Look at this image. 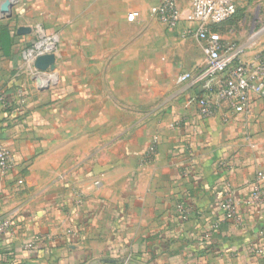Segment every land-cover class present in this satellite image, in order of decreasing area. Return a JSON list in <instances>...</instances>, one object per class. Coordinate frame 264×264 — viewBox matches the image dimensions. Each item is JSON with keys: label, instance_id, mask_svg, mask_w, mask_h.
I'll return each instance as SVG.
<instances>
[{"label": "crops", "instance_id": "obj_1", "mask_svg": "<svg viewBox=\"0 0 264 264\" xmlns=\"http://www.w3.org/2000/svg\"><path fill=\"white\" fill-rule=\"evenodd\" d=\"M127 1L86 0V17L103 29L116 9L120 28H130L158 2L135 0L126 7ZM258 8L264 17V0H238L235 14L213 26L225 43L244 46V60L264 52V23L253 24ZM130 11L139 12L137 20H127ZM31 31L14 41H28ZM85 31L84 44L72 35L71 53L59 52L55 77H33L22 62L0 57V93L14 102L21 95L18 111L0 121V143L16 159L13 174L0 179V221L13 223L0 233V264H123L130 255L131 264H264V255L252 250L264 243V208L243 206L239 225L223 222L210 230L224 183L241 199L264 169V99L248 116L225 101L213 116L200 118L196 99L206 94L178 81L197 65L180 70L178 88L149 110L153 123L115 122L110 116L125 110L112 84L125 76L107 75L108 45L96 30L92 41ZM188 39L195 38L182 40ZM198 43L200 57L191 53L201 65ZM181 202L191 205L187 220L178 216Z\"/></svg>", "mask_w": 264, "mask_h": 264}, {"label": "rangeland", "instance_id": "obj_2", "mask_svg": "<svg viewBox=\"0 0 264 264\" xmlns=\"http://www.w3.org/2000/svg\"><path fill=\"white\" fill-rule=\"evenodd\" d=\"M6 1L12 3L8 13L0 17V41L8 42L9 34L12 33L13 42L5 47V53L9 52V54H1L0 57L6 58V61H16L15 63L18 64L22 62L25 71L27 69L23 63L22 53L38 40L41 33L46 36H57V50L62 54L71 53L69 44L72 35L73 38L76 37L75 40L82 39L83 44L86 39L85 30L90 41L94 40L95 30L98 33L95 35L97 39L103 37V42L108 45L106 60L110 68L107 75L114 78L125 76L124 82L112 84L113 94L118 98L116 101L125 110L124 114L110 116V119L114 117L112 119L114 121L117 117H120L118 122L123 123H133L140 118H148L147 121L153 123L154 116L149 115V110L158 107L178 88L176 77L179 71L200 66V59L197 60L191 53H197L200 57L197 40H182L176 30L165 28L152 17L151 13L145 19L131 22L132 27L122 29L121 20L115 17L119 12L111 9L110 15L113 17L104 20L107 24H103V29H97L95 21L99 20L86 17V0H0V5ZM133 1L135 0H128L126 7L133 5ZM157 1L159 0L155 2ZM181 1L184 4L182 9L187 10L190 0ZM261 12V8H258L253 15V24L256 27L264 23ZM24 22L30 23L32 28L30 36L27 37L29 39L27 41L24 38L16 42L14 40L18 36L17 26ZM62 58L57 56L56 60ZM83 61L84 58L82 59L84 65L86 60ZM187 64L191 66L186 67ZM13 68L16 69L15 66ZM54 72L48 71L46 74L55 77ZM27 73L29 74L28 71ZM154 76L156 82L152 84L150 80ZM154 85L155 88L152 87Z\"/></svg>", "mask_w": 264, "mask_h": 264}, {"label": "built area", "instance_id": "obj_3", "mask_svg": "<svg viewBox=\"0 0 264 264\" xmlns=\"http://www.w3.org/2000/svg\"><path fill=\"white\" fill-rule=\"evenodd\" d=\"M238 0H190L187 10H182L177 0H159L150 8L151 15L165 28L179 29L182 39L195 38L201 44L203 60L192 72H183L178 76L179 82L200 86L206 95L196 99L197 112L200 118H209L222 102L233 104L235 112L248 116L256 100L264 99V52H257L249 60H244V46L236 43H225L213 26L230 19L236 12ZM128 21L139 17L138 11L127 14ZM255 34L251 35L253 38ZM57 36H46L41 33L38 40L22 53L23 63L33 77H40L48 72L33 65L36 56L45 53L59 55ZM213 93V98L207 93ZM0 97V103L1 101ZM16 111L21 106V95L16 99ZM6 101L2 102L3 107ZM15 111V112H16ZM179 122H175L178 124ZM153 148V147H150ZM16 159L8 146L0 143V179L13 174ZM21 182V181H19ZM264 169L256 172L247 183L243 198L239 199L235 188L224 183L222 198L216 203V218L210 224V230H217L221 223L239 225L242 222L241 208L255 212L264 208ZM191 205L186 202L177 204V213L181 220H187L191 214ZM12 220L0 221V233L9 232ZM34 241V240H33ZM33 241L24 246L29 249ZM258 255H264V243L252 248ZM130 256L123 258L128 264Z\"/></svg>", "mask_w": 264, "mask_h": 264}, {"label": "water", "instance_id": "obj_4", "mask_svg": "<svg viewBox=\"0 0 264 264\" xmlns=\"http://www.w3.org/2000/svg\"><path fill=\"white\" fill-rule=\"evenodd\" d=\"M11 1H6L4 4L0 5V12H2V14H0V17L3 14H7L11 5ZM4 5H7L8 8L5 9ZM7 12H6V11ZM31 31V28L28 26H18L16 29V33L17 34H27ZM56 55L54 53H45V54H41L35 57L34 61H33V65L42 71L48 70V71H54L55 70V63H56ZM20 264H31V263H20Z\"/></svg>", "mask_w": 264, "mask_h": 264}, {"label": "trees", "instance_id": "obj_5", "mask_svg": "<svg viewBox=\"0 0 264 264\" xmlns=\"http://www.w3.org/2000/svg\"><path fill=\"white\" fill-rule=\"evenodd\" d=\"M11 44V41H10V36L8 38V42H1L0 41V49L2 48H5L7 46H9ZM1 52V51H0ZM1 54V53H0ZM0 97H1V101L2 102H5L6 101V105L5 107H3L2 105V102L0 103V115H4L2 116L1 118V122L3 121H7L9 120V117H11L13 115V113L16 111V102H14L12 99H10L9 97H7V95L5 93H0ZM132 255H130V261L128 262V264H131L133 262V257H131ZM121 263H123V258L120 260ZM6 263V262H5ZM3 263V264H5ZM7 264H17V262L15 261H12V262H7Z\"/></svg>", "mask_w": 264, "mask_h": 264}, {"label": "bare ground", "instance_id": "obj_6", "mask_svg": "<svg viewBox=\"0 0 264 264\" xmlns=\"http://www.w3.org/2000/svg\"><path fill=\"white\" fill-rule=\"evenodd\" d=\"M4 7H5V9H6V8H8V6H7V5H4ZM5 11H6V10H5ZM6 12H7V11H6ZM1 13H2V12H1Z\"/></svg>", "mask_w": 264, "mask_h": 264}]
</instances>
